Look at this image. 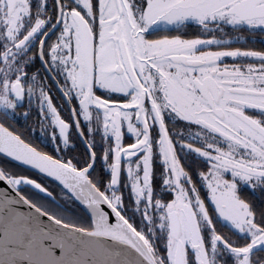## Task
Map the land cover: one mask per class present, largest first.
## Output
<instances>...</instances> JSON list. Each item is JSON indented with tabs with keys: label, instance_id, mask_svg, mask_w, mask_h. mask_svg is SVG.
Here are the masks:
<instances>
[{
	"label": "snow or ice",
	"instance_id": "snow-or-ice-1",
	"mask_svg": "<svg viewBox=\"0 0 264 264\" xmlns=\"http://www.w3.org/2000/svg\"><path fill=\"white\" fill-rule=\"evenodd\" d=\"M241 29L264 32V0H0V264H264V50L227 46ZM34 107L83 166L7 126Z\"/></svg>",
	"mask_w": 264,
	"mask_h": 264
},
{
	"label": "flooded vegetation",
	"instance_id": "flooded-vegetation-1",
	"mask_svg": "<svg viewBox=\"0 0 264 264\" xmlns=\"http://www.w3.org/2000/svg\"><path fill=\"white\" fill-rule=\"evenodd\" d=\"M199 27L197 25H191L188 24L183 28H180L179 30L175 29L174 27L170 26L167 30H159L155 32L152 36H150V39L157 38L158 36L162 35H184L186 37H191L195 34H199ZM228 34L235 37L237 35L236 31L228 28ZM240 34L248 37L247 40L239 42V43H232L230 45H227L229 47H250L255 50H264V32H261L259 29H257L255 32H249L244 29L240 30ZM225 63H234V62H239V61H234L231 58H227L224 60ZM101 94V93H98ZM54 95L56 97V103L58 106L62 109L61 115L63 118L68 119L70 116L69 110L66 105L63 104V102L60 100L59 94L54 92ZM23 111V109H21ZM45 125L48 124L47 121L44 122ZM7 126L11 127V130L16 131L18 133H22L23 137L27 139L29 142L33 143L34 146H39L42 150L49 152L52 155H64L68 157H74L78 160L82 161L84 159H87V153L88 149L86 147V143L84 140L80 138L78 135L77 131L75 128H72L70 130V142L67 148H65L64 144L62 141H53L51 139L50 133L52 131L51 126H47L45 131L41 130V126L39 123V117L37 115V112L35 110V107L32 110L31 115L28 116L27 119H25L23 116H18L16 119H10L7 122ZM169 127L170 128H175L176 130H180L183 125L182 124H173L172 122H169ZM58 133V127L56 129ZM97 141H99V136L96 137ZM123 142L125 144L128 143H133L134 142V136L130 135L126 131V125H125V135H124V140ZM57 145H59L60 149H63V152H58L57 151ZM97 155H98V160H97V165H96V171L93 173V175H101L103 176L107 170L102 161L99 159V156L102 153V149L97 146ZM179 155L183 158L184 157V152H179ZM1 156H0V161H3ZM75 162V160H74ZM183 162V159H182ZM161 164H162V157L156 158L154 160V169L156 170V177H154V182L159 183V171L161 169ZM10 166V165H9ZM22 174H27L30 175L32 178H35L34 173L30 172L29 170H26L22 168ZM126 176V170L124 173H122V180L125 179ZM124 193L128 192V189L125 188L123 189ZM258 255H260L258 253Z\"/></svg>",
	"mask_w": 264,
	"mask_h": 264
},
{
	"label": "trees",
	"instance_id": "trees-1",
	"mask_svg": "<svg viewBox=\"0 0 264 264\" xmlns=\"http://www.w3.org/2000/svg\"><path fill=\"white\" fill-rule=\"evenodd\" d=\"M2 160L5 161V159H2ZM7 163L10 165L11 168H14L17 172L20 173L23 171L22 168L17 166L16 164L11 163L9 161H7ZM33 175H35V178L38 179L40 182L44 183L46 186H50L51 189L54 190V192L57 194V200L60 202L61 205L67 207L72 212L79 213L81 211V209L73 201L69 202V201H66L65 199H63L61 189L57 185H55L54 183L48 181L47 179H45L41 176H38L36 174H33ZM124 194H125V197L127 199L128 192H126Z\"/></svg>",
	"mask_w": 264,
	"mask_h": 264
},
{
	"label": "water",
	"instance_id": "water-1",
	"mask_svg": "<svg viewBox=\"0 0 264 264\" xmlns=\"http://www.w3.org/2000/svg\"><path fill=\"white\" fill-rule=\"evenodd\" d=\"M0 156H1L2 158L5 159V154L0 153ZM9 162H12V163H14V164H16V165H18V166H20V167L26 169V170H29V171H31V172H33V173H35V174H37V175H39V176H41V177L47 179L48 181H50V182L54 183L55 185H57L60 189L63 187V186L60 184L59 181H56V180H55V178H53V177H47V174L39 173L38 170H35V169L31 168V166L23 165L21 162H15V161H11V160H9ZM58 202H59V201H58ZM73 202H74V203H75L80 209H82L83 206L81 205V203H80L79 201H73Z\"/></svg>",
	"mask_w": 264,
	"mask_h": 264
},
{
	"label": "rangeland",
	"instance_id": "rangeland-1",
	"mask_svg": "<svg viewBox=\"0 0 264 264\" xmlns=\"http://www.w3.org/2000/svg\"><path fill=\"white\" fill-rule=\"evenodd\" d=\"M189 24H191V25H196L195 23H189Z\"/></svg>",
	"mask_w": 264,
	"mask_h": 264
}]
</instances>
